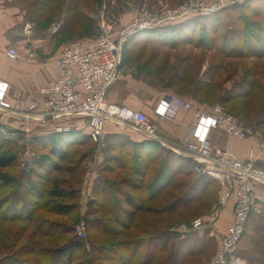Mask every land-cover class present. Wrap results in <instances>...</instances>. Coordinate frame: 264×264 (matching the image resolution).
Wrapping results in <instances>:
<instances>
[{
    "label": "rangeland",
    "instance_id": "obj_1",
    "mask_svg": "<svg viewBox=\"0 0 264 264\" xmlns=\"http://www.w3.org/2000/svg\"><path fill=\"white\" fill-rule=\"evenodd\" d=\"M46 1L15 0V3L25 12V22L39 31H54L58 22L64 20L63 37L59 43L61 46L72 41H93L108 25L112 26L115 34L135 16L146 11L159 15L192 1L206 3L210 7L214 3H233L234 0ZM244 2L248 4L240 11L223 13L222 17L216 18L215 14L222 8L202 17L205 22L197 27L198 33L194 40H199V31L205 23L209 31L214 32L215 43L208 45L210 48L202 44H183L175 49L157 48L140 42L139 33L126 43L123 56L126 63L136 67V70L138 66L148 73L157 71L163 84L175 85L172 86L175 94L191 102L194 107L198 106L190 100L191 95L204 101L209 106L207 111L220 106L238 121L242 120L244 123L240 122L252 128L256 134H264V58L251 56L254 48H264V0ZM201 16H205L203 12H193L180 20L193 19L191 29H195L199 23L196 19ZM245 35L248 42L244 41ZM179 75L184 80L175 82ZM198 89L205 91L198 93ZM239 93L246 97H233ZM11 121L0 116V154L11 152L9 154L18 158L15 166L0 169V264H51L55 250L77 241L82 248L73 259L63 264H209L219 243L212 236L213 231L183 233L178 230L197 218L208 217L217 207L221 187L219 183L214 185L212 189L216 193H212V197L182 206V199L197 194L193 183L199 179V175H203L190 157L180 155L178 158L167 149H164L168 152L165 153L154 147L147 150L154 151L152 154L140 153L139 163L133 158L126 160L128 165L133 164L131 170L102 165L97 169L101 176L92 188L97 187L95 195L91 194L89 198L80 195L74 212L68 216H57L43 205L46 198L42 196V190L52 183H73L75 186L76 181L82 182L85 174L91 170L96 146L90 141L73 146L68 151V160L58 159L50 154L51 150L36 144V131L41 130V127L34 126L32 133L35 135L28 136V133L20 131L19 125L10 127L7 123ZM252 148L257 151L258 164L264 153L257 150L256 145L248 150L246 160L239 159L247 161ZM119 150L122 151L123 147H118ZM125 150L124 154L135 155L132 148L127 147ZM37 155L43 164L34 167L33 159ZM118 155L124 160V155ZM78 162H82V168H76ZM164 168L171 172L165 179L159 175ZM2 177L9 178L10 182H1ZM122 192L136 200L138 205L146 207V212L126 205ZM113 198L117 200V206ZM150 209L152 211L147 212ZM127 211L129 218L126 217ZM121 221H125L129 229L122 228ZM256 221L264 226V219L261 218L253 219L250 227ZM97 222L104 225L102 232L93 229ZM140 223L150 229L148 234H140L137 227ZM77 227L84 228V235L78 234ZM122 229L125 232H120ZM215 235L220 234L217 231ZM252 237L246 239L242 247L240 258L246 264H251L250 257L264 261L263 242L258 236ZM132 239L138 240L136 247L128 243ZM166 239L170 242L166 247H161ZM253 240L261 243L257 250L254 245L250 246ZM25 245L33 246L34 251L25 254ZM197 250L200 251L196 253ZM150 251H153V257L145 260L144 257Z\"/></svg>",
    "mask_w": 264,
    "mask_h": 264
},
{
    "label": "built area",
    "instance_id": "obj_2",
    "mask_svg": "<svg viewBox=\"0 0 264 264\" xmlns=\"http://www.w3.org/2000/svg\"><path fill=\"white\" fill-rule=\"evenodd\" d=\"M244 1L246 0L214 3L210 7L206 3L192 1L159 15L146 11L135 16L116 35L112 26L108 25L93 41L66 43L57 59L58 77L39 89V95L44 99L42 110L37 112L36 104L29 107L30 112L35 114L32 118L48 122L72 117L85 119L90 137L96 143L100 142L106 123L114 121L161 144L158 127L144 113L115 107L106 98L117 79L126 42L140 32L176 23L193 12H203L206 15ZM6 55L12 61L19 59L18 52L13 47L8 48ZM28 57L32 59L35 55L30 53ZM6 89L7 84L0 82V106H3ZM181 109L191 113L193 117L192 122L185 124L187 133L181 140V147L203 175L219 183L221 194L218 206L206 217L207 220L197 218L189 225L181 226L178 231L191 233L205 227H214L233 200V222L227 233L219 239L217 250L209 264H246L236 252L250 216L264 215V167L256 164L257 151L253 148L249 151V159L242 161L222 148H210L207 142L212 129H220L239 140L254 139L256 132L220 106L207 111L174 95L161 100L154 109V115L158 120L172 119ZM49 117L52 120H47ZM66 130L67 127L57 128V132ZM256 146L257 150L264 153V141H259ZM83 230V227H77L80 236L84 235Z\"/></svg>",
    "mask_w": 264,
    "mask_h": 264
},
{
    "label": "crops",
    "instance_id": "obj_3",
    "mask_svg": "<svg viewBox=\"0 0 264 264\" xmlns=\"http://www.w3.org/2000/svg\"><path fill=\"white\" fill-rule=\"evenodd\" d=\"M63 24L64 20H60L54 31L51 29L39 31L25 22V12L15 3V0H0V82L7 84L3 106H0V116L13 120L7 124L10 127H14L12 126L14 124L19 125L20 131L28 133V136L35 135L32 133L34 126L41 127V130L36 131L35 136L38 137L64 132L86 136L90 143L96 146V154L94 153L90 164L91 170L85 174L82 181V197L86 198L91 196L92 188L101 176L97 173V169L102 165L114 168L118 160H121L118 156V147L122 146L124 149L129 147L136 152L134 156L126 155L129 159L136 157L140 160V148L148 150L151 144H143L148 142H155L156 146L171 151L173 155L187 156L181 147V140L187 133L185 124L193 121L191 113L181 109L172 119H156L154 109L161 100L170 95L180 96L176 95L167 83L163 84L157 71L148 73L139 69L138 66L136 70V67L133 68L126 63L125 56L119 66L117 79L110 87L106 98L115 107H125L144 113L158 127L163 144L150 140L132 128L114 121L106 123L103 136L100 142L96 143L90 137V129L85 119L72 117L48 122L32 118L35 114L30 112V105L36 104L37 112L43 108L44 99L39 95V89L58 77L57 59L64 45L63 43L59 46L63 37ZM141 37L144 38L145 34ZM11 47L18 52L17 61L8 59L6 55L8 48ZM30 53H33L35 57L30 59L28 57ZM190 100H193L199 108H209L206 103L193 98ZM58 127H67L68 130L57 132ZM259 141H264V134L260 132H257L253 140L240 141L227 136L221 130L212 129L207 145L210 148L225 149L238 158L246 160L248 150ZM258 165L264 166V156L259 160ZM233 214L234 201L232 200L222 212L215 228L205 227L201 231L212 230V236H215L218 242L219 237L225 235L231 226ZM212 228L217 229L220 235H215L217 232Z\"/></svg>",
    "mask_w": 264,
    "mask_h": 264
},
{
    "label": "trees",
    "instance_id": "obj_4",
    "mask_svg": "<svg viewBox=\"0 0 264 264\" xmlns=\"http://www.w3.org/2000/svg\"><path fill=\"white\" fill-rule=\"evenodd\" d=\"M48 1L49 0H47L45 3H50ZM94 1L96 3H102V0H94ZM246 4H248V3L244 2V3H239L236 5L234 4V5L225 7L224 9L220 10L217 14H215V16H216V18H218V16L222 17L223 13H230V12H234L235 10L240 11V10L245 8ZM206 16L207 15L197 17L196 20L199 21V23H198V25H196L195 29H191V27H192L191 24L194 23L193 19H184L183 21L180 20L177 23L168 24V25H164V26H160L157 28H152V29L140 32V36L142 34H145L144 38H142V37L140 38V42H143V44H145V45H154L157 48L169 47L172 49H175L179 46H182L183 44H188V46L189 45H199L200 46L201 44L203 46L204 45H206V46L213 45L215 43L214 38H213L214 32L209 31L208 25H206L205 23L203 26H201V30L199 31L200 32L199 40L198 41L194 40L196 34L198 33L197 27H200L199 24H202L203 22H205V18H202V17H206ZM228 19H229V17H228ZM135 36H137V35H134L132 37V39ZM243 38H244L245 42H248V37L246 35L243 36ZM129 41H131V38L127 42H129ZM125 46H126V44H125ZM125 46H124V51H125ZM211 49H213V48L211 47ZM251 56H252V58H257V59L264 58V48H262V47H261V49L260 48L259 49L254 48L253 51H251ZM123 58H124V56H123ZM175 79H176L175 82H180V81L184 80L183 76H180V75ZM172 86H175V85H172ZM172 86H170V88L173 89ZM203 90L204 89H198V93L202 92ZM239 91L242 92V90H239ZM191 97L195 100L200 101V102L202 101L200 98L199 99L196 98L197 96L194 97L191 95ZM233 97L238 98V99H243L246 96H243L242 94L240 95V93H239V95H236ZM221 102H222V100H221ZM203 103H205V102L203 101ZM219 105H221L224 108V106L221 103H219ZM240 121H242V120H240ZM1 129H3V127H1ZM35 140H36L35 141L36 144H38L40 147H42L48 151L51 150L50 154L55 156V158H58V159L60 158L63 160H65V159L68 160V158H69L68 151L73 146L82 145V144L89 142V140L87 139L86 136H82L80 134L71 133V132H69V133L68 132L54 133V134H51V135L46 136V137H38ZM154 143L155 142H148V143H143V144H151L150 148L156 147V148H158L157 150H163L164 151L163 148L156 146ZM146 152H148V154H150V153L152 154V152L154 153V151H147V149L143 150L142 148H140V153L146 154ZM155 152H158V151L155 150ZM9 153H11V152H9ZM9 153L6 152L4 154H0V169H10L12 166H15V164L18 163L17 156L11 155ZM124 153H126V150L124 148L122 151L119 150V154L124 155L123 156L124 160L118 155L121 160H118L116 168L131 170L132 169L131 166H133V164L130 166L126 163V160L127 159L130 160V159L127 158L126 154H124ZM165 153H168V152H165ZM171 155H173V154H171ZM174 156L178 157L176 155H174ZM135 160L137 163L140 162V160H137L136 157H135ZM33 163H34V167L41 165L42 162L39 159V155L36 156L35 160L33 159ZM81 164H82V162L76 163V168H82ZM34 167H33V169H34ZM262 167H264V166H262ZM116 168H113V169H116ZM108 171H110V170H108ZM170 173L166 170V168H164L161 170L159 175L160 176L162 175L163 178L165 179V177L169 176ZM199 176H200L199 179L193 183L194 189L197 190V194L193 197H187L186 199H182V203H181V204H183L182 206L186 207L192 202L201 201L205 197L206 198L212 197L213 196L212 193H214V194L216 193V192H213L212 188L214 187V185H217L218 182L216 180L208 177V176H205V175H199ZM1 182L7 183V182H10V180H9V178L2 177ZM47 183H48V181L46 182V184ZM76 183L77 184L75 186L73 183H70V184L69 183H62V185H59V183H52L50 186L48 185L43 190L40 189L43 192L42 196H44V198H46L45 203L43 205L50 208L49 210H51L50 211L51 214L57 215V216H68L69 214H71L72 212H74L77 209L79 201H80V195H82V182L78 183L76 181ZM43 184H45V183H43ZM78 184H80V186H79L80 188L76 187V186H78ZM96 189H97V187L93 189V191H92L93 195H95ZM108 189H110V188L108 187ZM220 192H221V188H219L218 193H220ZM122 197H124L123 200H124L126 205L130 206L133 209L140 210V211L143 210V212H146V207H144L143 205H138L136 200H133L131 197L126 195L124 192H122ZM218 197H219V194H218ZM113 200L115 203L117 202V200L115 198H113ZM218 203H219V201H218ZM117 205H118V202L115 204V206H117ZM217 206H218V204H217ZM151 211L152 210L150 209L147 212H151ZM129 215L130 214L128 212V214H126V217L129 218ZM261 218L264 219V215H256V217L254 215H251L250 218L248 219V222H247L246 227H245L244 235L241 239L238 250L236 252V254L239 257L242 255L243 243H245L246 239H249V240L253 239L252 236H258L260 238V241L263 242V245H264V236H262V233L264 231V226L260 225L258 223V221H256L255 224L250 227V225H251L250 223L252 222L253 219L261 220ZM27 220H29V219H27ZM29 221H31V220H29ZM87 223H88V221H87ZM89 223H88V225H89ZM120 225L122 228L123 227L127 228L126 226H128L125 223V221H121ZM102 227H104V225L102 226L98 222H97V225H93V229L95 228L97 230V232H102L101 231ZM137 227L140 230V234H148V231H150V229L146 226V224L140 223V225H138ZM127 229H129V228H127ZM120 232H125V231L122 229V230H120ZM252 233L254 235H251ZM46 236H48V235H46ZM253 241L250 242L251 243L250 246L254 245L256 248L255 250H257L258 247H261V243L256 242V241L253 242ZM130 242H131V246L135 245V247H136L138 240L132 239V241H128L129 244H130ZM169 242H170V240L166 239V241H164L161 244V247H166V245ZM140 243H141V241H140ZM33 248H34L33 246L25 245L23 247L24 253L25 254H31L34 251ZM81 248H82L81 244L78 241L75 243H71V244L67 243L66 245L55 250V253H53L51 264H63L65 261H67V260L69 261V260L73 259L75 257L76 252L79 251ZM199 251L200 250H197L195 252L197 253ZM153 255H154L153 251L152 252L150 251V253H148V255H146L144 258H145V260H148V259L150 260L151 257H153ZM175 257H176V255H175ZM251 260L254 262H252ZM249 262L251 264H264V261L255 260L253 257L249 258Z\"/></svg>",
    "mask_w": 264,
    "mask_h": 264
},
{
    "label": "water",
    "instance_id": "obj_5",
    "mask_svg": "<svg viewBox=\"0 0 264 264\" xmlns=\"http://www.w3.org/2000/svg\"><path fill=\"white\" fill-rule=\"evenodd\" d=\"M47 120H52V117L47 118Z\"/></svg>",
    "mask_w": 264,
    "mask_h": 264
}]
</instances>
